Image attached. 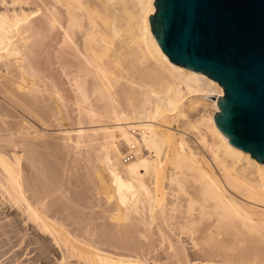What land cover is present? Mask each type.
<instances>
[{
	"label": "bare ground",
	"instance_id": "obj_1",
	"mask_svg": "<svg viewBox=\"0 0 264 264\" xmlns=\"http://www.w3.org/2000/svg\"><path fill=\"white\" fill-rule=\"evenodd\" d=\"M153 1L0 0V264H264V164Z\"/></svg>",
	"mask_w": 264,
	"mask_h": 264
},
{
	"label": "water",
	"instance_id": "obj_2",
	"mask_svg": "<svg viewBox=\"0 0 264 264\" xmlns=\"http://www.w3.org/2000/svg\"><path fill=\"white\" fill-rule=\"evenodd\" d=\"M152 35L169 60L215 80L213 120L264 164V0H154Z\"/></svg>",
	"mask_w": 264,
	"mask_h": 264
},
{
	"label": "rangeland",
	"instance_id": "obj_3",
	"mask_svg": "<svg viewBox=\"0 0 264 264\" xmlns=\"http://www.w3.org/2000/svg\"><path fill=\"white\" fill-rule=\"evenodd\" d=\"M210 99H214V95H212ZM65 123H66V124H65ZM96 124H97V123H93V126H94V127H93L92 125H89V124H88V125H85V126H88L89 128H99L101 125L103 126L102 123H99V124H98L99 126H97ZM173 125L177 127V124H176V123H173ZM63 126H64V128H75V127H78V126L70 127V125L68 124V122H64V123H63ZM66 126H67V127H66ZM56 129H63V128L59 127V128H56ZM24 245H25V244L23 243L22 246H24ZM25 256H26V255H23V257H22L21 259H23V258L25 259V258H26ZM53 264H58V263H57V262H54ZM156 264H160V263L157 262Z\"/></svg>",
	"mask_w": 264,
	"mask_h": 264
},
{
	"label": "built area",
	"instance_id": "obj_4",
	"mask_svg": "<svg viewBox=\"0 0 264 264\" xmlns=\"http://www.w3.org/2000/svg\"><path fill=\"white\" fill-rule=\"evenodd\" d=\"M132 156H133L132 153L125 151L123 159H124V161H128V160L132 159Z\"/></svg>",
	"mask_w": 264,
	"mask_h": 264
}]
</instances>
